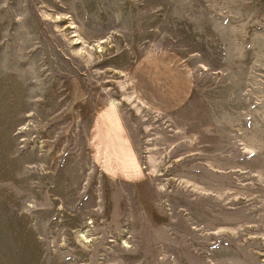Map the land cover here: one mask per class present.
<instances>
[{
  "label": "rangeland",
  "instance_id": "obj_1",
  "mask_svg": "<svg viewBox=\"0 0 264 264\" xmlns=\"http://www.w3.org/2000/svg\"><path fill=\"white\" fill-rule=\"evenodd\" d=\"M0 264H264V0H0Z\"/></svg>",
  "mask_w": 264,
  "mask_h": 264
},
{
  "label": "crops",
  "instance_id": "obj_2",
  "mask_svg": "<svg viewBox=\"0 0 264 264\" xmlns=\"http://www.w3.org/2000/svg\"><path fill=\"white\" fill-rule=\"evenodd\" d=\"M164 68H166L165 63H162ZM162 67V69L164 70ZM167 70H170L171 73H178L180 74L177 78L178 87H179V96L175 98V106L180 104L182 101V92H183V80L181 73L177 71L176 68L173 69V67L167 68ZM167 70H165V73H167ZM143 87H145V84L143 83ZM161 88V86H159ZM152 105V104H150ZM156 109H160L158 107H155ZM105 122H107V119H105ZM95 134L93 135V140L95 144L94 152L95 153H101L102 155L106 156L107 152L110 150L112 151L111 156L108 157V167L114 170L116 172V175L119 176V171L123 172L126 177L129 178H139L141 176L140 170L138 169V165L136 162V158L134 155V150L132 148V145L130 141L128 140V136L120 125L117 124V127L115 129H109L107 131L101 129V130H95ZM113 159L117 162L110 161V159ZM106 159H104V162ZM115 166V167H114Z\"/></svg>",
  "mask_w": 264,
  "mask_h": 264
}]
</instances>
